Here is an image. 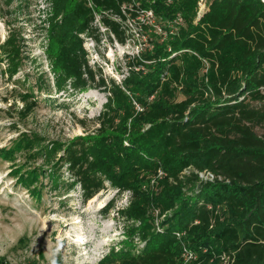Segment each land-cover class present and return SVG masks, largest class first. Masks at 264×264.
<instances>
[{"label": "trees", "instance_id": "16d2710c", "mask_svg": "<svg viewBox=\"0 0 264 264\" xmlns=\"http://www.w3.org/2000/svg\"><path fill=\"white\" fill-rule=\"evenodd\" d=\"M199 3L45 0L40 28L54 87L98 88L105 102L83 136L44 144L22 135L0 158H42L48 176L65 167L83 202L107 186L128 193L115 210L124 240L97 264H184L183 249L195 257L187 264H264V133L256 131L264 127V2L205 0L200 17ZM144 11L161 33L139 22ZM96 16L120 44L126 22L150 34L119 82L88 64L83 36L97 41ZM19 50L14 36L0 47L12 70ZM37 170L15 173L39 199ZM113 209L111 201L104 212Z\"/></svg>", "mask_w": 264, "mask_h": 264}, {"label": "rangeland", "instance_id": "374dc122", "mask_svg": "<svg viewBox=\"0 0 264 264\" xmlns=\"http://www.w3.org/2000/svg\"><path fill=\"white\" fill-rule=\"evenodd\" d=\"M200 5L203 10L205 0ZM45 9V0H0V47L14 36L22 57L12 70L10 59L0 52V153L11 149L22 135H35L44 144L83 136L93 129L91 121L105 102L98 88L75 92L68 84L61 90L54 87L40 28ZM98 19L93 24L97 41L83 36L88 64L97 74L119 82L126 75V57L143 49L150 34L126 22L122 29L129 39L120 44ZM142 19L139 22L151 28ZM256 131L261 135L264 127ZM50 166L42 158L26 160L19 153L0 158V264H97L124 240L115 210L126 206L128 193L117 194L107 186L83 202L66 168L45 175ZM37 169L42 172L31 188L40 191L39 199L18 180L20 174ZM111 201L114 209L105 214Z\"/></svg>", "mask_w": 264, "mask_h": 264}, {"label": "built area", "instance_id": "2783aa9c", "mask_svg": "<svg viewBox=\"0 0 264 264\" xmlns=\"http://www.w3.org/2000/svg\"><path fill=\"white\" fill-rule=\"evenodd\" d=\"M199 6V14L203 11L201 8V5L200 3L198 4ZM142 19V18H145L146 22L148 24H150L151 26L154 27L156 33H161V29L159 26H156L155 23H154V16L152 14L151 11H144L143 14L138 18L139 19ZM141 22H144L143 19ZM145 22V23H146ZM198 177L201 179V180H204V181H213L215 179V177L209 173V172H202V173H198ZM218 180H220V178L218 177ZM157 225V224H156ZM157 230H159V227H157ZM175 236L177 239H180L181 237V234H178V233H175ZM141 246V245H139ZM182 257H183V261H184V264H187L188 262H190L191 260H194L195 257L193 255V253L189 252L188 250L186 249H183V253H182Z\"/></svg>", "mask_w": 264, "mask_h": 264}, {"label": "water", "instance_id": "95a60500", "mask_svg": "<svg viewBox=\"0 0 264 264\" xmlns=\"http://www.w3.org/2000/svg\"><path fill=\"white\" fill-rule=\"evenodd\" d=\"M261 2H264V0H260ZM201 16V14L199 15V17Z\"/></svg>", "mask_w": 264, "mask_h": 264}]
</instances>
